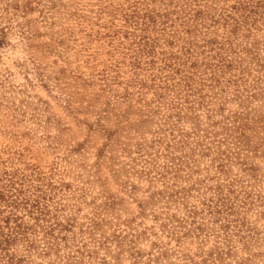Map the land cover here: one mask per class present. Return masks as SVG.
<instances>
[{
  "label": "rangeland",
  "instance_id": "1",
  "mask_svg": "<svg viewBox=\"0 0 264 264\" xmlns=\"http://www.w3.org/2000/svg\"><path fill=\"white\" fill-rule=\"evenodd\" d=\"M0 264H264V0H0Z\"/></svg>",
  "mask_w": 264,
  "mask_h": 264
}]
</instances>
